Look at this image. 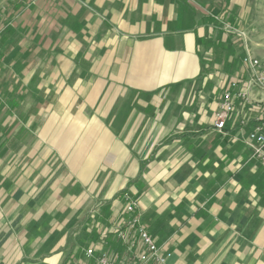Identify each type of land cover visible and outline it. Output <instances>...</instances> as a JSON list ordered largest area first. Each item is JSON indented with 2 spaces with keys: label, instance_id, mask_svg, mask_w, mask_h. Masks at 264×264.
Wrapping results in <instances>:
<instances>
[{
  "label": "crops",
  "instance_id": "1",
  "mask_svg": "<svg viewBox=\"0 0 264 264\" xmlns=\"http://www.w3.org/2000/svg\"><path fill=\"white\" fill-rule=\"evenodd\" d=\"M260 2H0V264L133 258L125 194L165 264H264V169L213 128Z\"/></svg>",
  "mask_w": 264,
  "mask_h": 264
},
{
  "label": "built area",
  "instance_id": "2",
  "mask_svg": "<svg viewBox=\"0 0 264 264\" xmlns=\"http://www.w3.org/2000/svg\"><path fill=\"white\" fill-rule=\"evenodd\" d=\"M224 30L235 33L229 25H225ZM237 33L245 38L243 32ZM241 63L247 78L244 81L235 79L228 84L222 93L219 109L214 114L213 128L224 134L226 123L231 121L232 127L239 128L240 139L250 151L251 158L258 161L264 169V61L256 58L246 47ZM252 89L260 92L258 98H251ZM123 199L128 218L115 227L114 233L119 241L128 245L130 253L135 252L138 246L137 253L133 258L122 261H115L104 251L95 255L92 248L87 249L85 255L93 258L95 264H165L166 256L161 254L146 225L140 220L137 202L127 194ZM131 235L134 237L130 239Z\"/></svg>",
  "mask_w": 264,
  "mask_h": 264
},
{
  "label": "rangeland",
  "instance_id": "3",
  "mask_svg": "<svg viewBox=\"0 0 264 264\" xmlns=\"http://www.w3.org/2000/svg\"><path fill=\"white\" fill-rule=\"evenodd\" d=\"M260 1H263V2H260L261 4H257L256 3V6H255V9H256V12H255V20H257V22H264V0H260ZM255 11V10H254ZM253 30H254V33H259V30L256 29V27L254 28L253 27ZM264 31V30H263ZM225 32H227L225 30ZM229 33V32H228ZM242 39V43L244 44L245 43V38L244 37H240ZM0 171H3V170H0Z\"/></svg>",
  "mask_w": 264,
  "mask_h": 264
}]
</instances>
